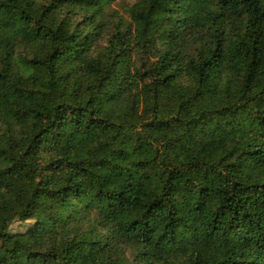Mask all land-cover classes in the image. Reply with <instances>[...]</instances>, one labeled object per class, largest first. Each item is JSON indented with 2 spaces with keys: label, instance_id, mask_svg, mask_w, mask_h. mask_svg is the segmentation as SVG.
<instances>
[{
  "label": "trees",
  "instance_id": "16d2710c",
  "mask_svg": "<svg viewBox=\"0 0 264 264\" xmlns=\"http://www.w3.org/2000/svg\"><path fill=\"white\" fill-rule=\"evenodd\" d=\"M0 264H264V0H0Z\"/></svg>",
  "mask_w": 264,
  "mask_h": 264
},
{
  "label": "rangeland",
  "instance_id": "374dc122",
  "mask_svg": "<svg viewBox=\"0 0 264 264\" xmlns=\"http://www.w3.org/2000/svg\"><path fill=\"white\" fill-rule=\"evenodd\" d=\"M131 1H133V0H124V2H127V3H129V2H131ZM119 1H117L115 4H117Z\"/></svg>",
  "mask_w": 264,
  "mask_h": 264
}]
</instances>
